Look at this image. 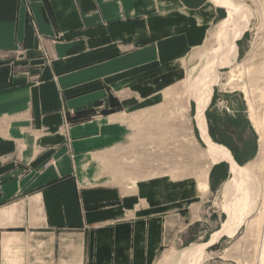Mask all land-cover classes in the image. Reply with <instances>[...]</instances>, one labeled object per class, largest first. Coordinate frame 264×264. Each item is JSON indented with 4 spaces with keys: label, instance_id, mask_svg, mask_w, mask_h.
<instances>
[{
    "label": "crops",
    "instance_id": "obj_1",
    "mask_svg": "<svg viewBox=\"0 0 264 264\" xmlns=\"http://www.w3.org/2000/svg\"><path fill=\"white\" fill-rule=\"evenodd\" d=\"M224 7L0 0V264H157L194 226L208 181L136 179L131 143Z\"/></svg>",
    "mask_w": 264,
    "mask_h": 264
},
{
    "label": "rangeland",
    "instance_id": "obj_2",
    "mask_svg": "<svg viewBox=\"0 0 264 264\" xmlns=\"http://www.w3.org/2000/svg\"><path fill=\"white\" fill-rule=\"evenodd\" d=\"M232 1L242 7L248 28L237 43L239 53L233 63L217 69L218 81L205 114L210 137L214 126L218 138L242 154L244 164L235 160L240 166L252 163L264 174V0ZM220 33L218 24L206 44L187 58L185 78L165 93L160 106L139 115L135 126L130 166L136 179L168 175L197 179L199 184L208 181L209 185L207 191L200 186L204 191L202 202L189 216L196 221L194 226L184 237L170 239L157 264H184L180 253L193 244L208 243L227 219L223 188L230 179V165L224 162L211 167L195 118L197 105L190 99L192 84L216 66L225 37ZM208 167L212 170L207 173ZM253 194V208L243 214L235 236L223 237L206 249L201 260L185 264H264V187L259 186ZM244 209L242 205L240 211Z\"/></svg>",
    "mask_w": 264,
    "mask_h": 264
},
{
    "label": "bare ground",
    "instance_id": "obj_3",
    "mask_svg": "<svg viewBox=\"0 0 264 264\" xmlns=\"http://www.w3.org/2000/svg\"><path fill=\"white\" fill-rule=\"evenodd\" d=\"M213 1L218 5H224L228 11V18L219 24V32L225 35L223 39L224 42L219 49V55L216 58V66L213 68V71H205L207 75L201 79L199 78V81L192 84L190 99L197 105L195 118L200 128L201 138L206 146L211 167L220 162H228L234 172V178L229 180L223 188V195L226 200L223 209L224 213L227 215V219L223 223L222 229L214 233L208 243L201 245L193 244L180 253L181 261H183L184 264L190 260H201L207 254L206 249L217 244L223 237L228 236L233 238L238 229L241 228L240 225L243 214L255 203L251 204V196H254L253 193L256 192V190L258 191L259 186L264 187V174L258 172L260 170L256 165L251 163L244 167L238 166L239 164L237 165L234 162L229 151L222 146H218L219 144L215 145L208 135L205 113L211 103L214 88L218 81L217 69L219 67H227L233 63L238 55L235 42L241 39L248 28V21L245 19L246 16L244 15L245 13L243 14L244 11L242 7L235 5L232 0ZM221 33L219 35H221ZM262 137L264 139V135H262ZM211 167H208L207 173L210 171ZM242 205H245L243 212L240 211Z\"/></svg>",
    "mask_w": 264,
    "mask_h": 264
},
{
    "label": "trees",
    "instance_id": "obj_4",
    "mask_svg": "<svg viewBox=\"0 0 264 264\" xmlns=\"http://www.w3.org/2000/svg\"><path fill=\"white\" fill-rule=\"evenodd\" d=\"M235 119H238V117H235ZM235 124H238V122H235ZM232 127H234V123L231 124ZM217 131H216V127L214 126H211V129H210V134L212 136V138L214 139L215 142L217 143H220V144H223L225 146H227L232 152H233V155H234V158L235 160L239 163V164H244V162L241 160V153H239L238 150H236L233 146H231L229 143H227L226 141H224L223 139H220L218 138L217 136ZM216 169L217 167L213 170V173H212V178L214 177L215 175V172H216Z\"/></svg>",
    "mask_w": 264,
    "mask_h": 264
},
{
    "label": "flooded vegetation",
    "instance_id": "obj_5",
    "mask_svg": "<svg viewBox=\"0 0 264 264\" xmlns=\"http://www.w3.org/2000/svg\"><path fill=\"white\" fill-rule=\"evenodd\" d=\"M219 6H220V5H219ZM222 7H223V6H222ZM224 8H225V7H224ZM225 9H226V8H225ZM226 11H227V9H226ZM227 18H228V11H227V17H226L224 20H226ZM224 20H223V21H224ZM223 21H222V22H223ZM222 22H221V23H222ZM244 34H245V33H244ZM244 34H243V36H244ZM243 36H242V37H243ZM242 37H241V39H242ZM241 39H239V40H241ZM239 40H237V41L235 42L237 52H238V45H237V43H238ZM238 53H239V52H238ZM211 101H212V100H211ZM210 104H211V103H210ZM195 105H196V103H195ZM209 106H210V105H209ZM208 108H209V107H208ZM207 110H208V109H207ZM206 121H207V118H206ZM207 129H208V135H209L208 123H207ZM199 131H200V129H199ZM200 136H201V132H200ZM209 137H210V135H209ZM210 139H211V141H212L215 145H218L217 143H215V142L212 140L211 137H210ZM202 141H203V140H202ZM218 146H222V145H218ZM222 147L226 148L225 146H222ZM226 149H227V150L229 151V153L231 154V156H232L234 162L238 165V163L235 161V159H234L232 153L230 152V150H229L228 148H226ZM224 162H225V161H224ZM224 162H220V163H224ZM220 163H218V164H220ZM225 163H228V162H225ZM218 164H216V165H218ZM228 164H229V163H228ZM216 165H214V166H216ZM229 165H230V164H229ZM247 165H248V164H247ZM214 166H213V167H214ZM238 166H240V165H238ZM245 166H246V165H245ZM213 167H212V168H213ZM240 167H244V166H240ZM212 168H211V170H212ZM230 172H231V173H230V179H229V180H231V179L234 178V172H233L232 169H231V165H230ZM232 173H233V175H232ZM229 180H228V181H229ZM228 181H227V182H228ZM227 182H226V183H227ZM226 183H225V184H226Z\"/></svg>",
    "mask_w": 264,
    "mask_h": 264
}]
</instances>
